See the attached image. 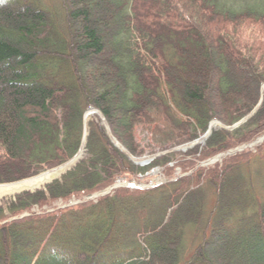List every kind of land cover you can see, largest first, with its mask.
Returning <instances> with one entry per match:
<instances>
[{"label": "trees", "instance_id": "1", "mask_svg": "<svg viewBox=\"0 0 264 264\" xmlns=\"http://www.w3.org/2000/svg\"><path fill=\"white\" fill-rule=\"evenodd\" d=\"M224 1L0 0V183L72 158L89 106L134 155L198 138L214 118L247 116L264 83V32L245 30H264V0ZM263 132L264 101L236 130L214 131L204 157ZM87 149L46 190L0 205V264H264V142L159 187L56 208L174 160L137 168L95 122ZM206 170L217 195L209 210ZM190 232L203 238L191 252Z\"/></svg>", "mask_w": 264, "mask_h": 264}, {"label": "rangeland", "instance_id": "2", "mask_svg": "<svg viewBox=\"0 0 264 264\" xmlns=\"http://www.w3.org/2000/svg\"><path fill=\"white\" fill-rule=\"evenodd\" d=\"M50 1L52 2L50 4L55 6V8H60L61 9L62 0H50ZM230 1L231 0H226V1H224V3L230 4ZM245 31H246L247 34L248 33H250V34H258V33L264 32V30L262 31V28L259 25L250 26ZM83 40L84 39H82V41ZM92 70H94V69L92 68ZM259 98L260 99L257 102L256 106L253 108V110L247 116H245L243 119L238 121L237 123L232 124V125H226L225 123H223L222 121L218 120L217 118H214L210 122L207 131L204 134L200 135V137L195 138V139H193L191 141L185 142L183 144H180L178 146L168 148V150H164L162 152H158V153H154V154L134 155L129 150L125 149L122 146L121 142L113 135L109 123L107 122V120L104 117V115L102 114V112L100 110H98L97 108H94V109H96V112L99 111L101 113V116L100 117H94V118L90 119L88 133L90 134V123L91 122H95V123H98L101 126H105L107 134H108L109 138L111 139L112 143L115 146H117V148H119L120 150L125 149L127 151V152H125V154L136 165L137 168L146 167V166L150 165L152 163V161H154L158 157L162 161L167 160L169 158L170 159L174 158L173 161L167 163L166 165H157V166H155L153 168H150L145 173H139V174L133 175V176L118 177L116 179L115 183L109 186V187H111V186L115 185L116 183L120 182L121 184L124 185V186H122L120 188H123V187H127L126 186L127 182H132V183H136L137 185H140V184L148 185V184L152 183V184L155 185V187H159V186H161L163 184H167V183H169L171 181H176L178 178H184L186 176H190V175L194 174L196 171H199V170H202V169H205V168L206 169H210L212 167H217L218 165L220 166L221 164L223 165L224 159H226L228 156L224 157L221 160H216L214 162H211V163H209L207 165L208 161L213 160L219 154H222V153H225L227 151H230V149H228L226 151L219 152V153L214 154L212 156L204 157L205 150H206L205 147L207 146L209 138L211 137L213 132L216 131V130L234 131L237 128H239L240 126H242L243 124H245L248 120H250L255 114H257V112L261 108V106L263 104V101H264V83L260 87V96H259ZM257 107H259V108L256 109ZM91 109H93V108H91ZM88 111H89V109H86V111L84 113V117H83V119H84V122H83L84 123V127H83L84 131H83V133L84 134H85V131H86L85 116H86ZM225 126H226V128H222V127H225ZM210 130H212V131H210ZM88 133H87V135H88ZM147 133L148 132L146 130H144L143 127H141V126H137L135 128V130H134L135 137L139 141H141L143 144H146L148 142L149 138H150V136L145 137V135ZM263 135H264V132L262 134L258 135L253 141L258 140ZM82 141H83V138H82ZM86 141H87V145H88V136H87ZM263 142H264V139L260 140L255 146H253L251 148H247V149H245L243 151H246L248 149H254V152H255L256 151V147L258 145L262 144ZM81 145H82V142H81ZM87 145H86V152L82 156V159H84V158H86L88 156ZM242 145H244V144L239 145V147H241ZM80 149H81V146H80ZM80 149L78 151V154L76 153L74 156H72V160L75 157H77V160L79 159L77 161L76 165L82 160L79 157ZM243 151L237 152L236 154L242 153ZM236 154H233L231 156H234ZM181 161L185 165H187L188 163H192V162L194 163V165L192 164V166L191 165L181 166V165L178 164ZM64 163H62V164H64ZM74 163L72 162L73 165H74ZM62 164H60V165H62ZM261 164L263 165L264 163H261ZM60 165H56V166L47 168V169H45V170H43V171H41V172H39V173H37L35 175H32L30 177H34V176H37L39 174L46 173L49 170H52V169H54L56 167H59ZM76 165H74L72 167L74 168V167H76ZM251 167H252V169L255 168L253 162L251 163V165L248 168H251ZM169 168H170V170H169ZM263 170H264V167H263ZM205 172L207 173V178L203 177L202 178V183L203 184L205 183V185H206V191L208 193V201H207V204H206V208L209 210L215 204V199H216L217 195H216V190L210 184H208L209 183V179L212 178V175L208 172V170H206ZM206 173H205V175H206ZM62 174L63 173H59V175H57L55 178H52L48 183L45 184V186L44 185L43 186L47 187L49 184H51L55 180H59L60 178L63 177ZM220 178H221V175L218 176V178L216 180H220ZM11 183H14V182H11ZM2 184H4V183H2ZM6 184H8V183H6ZM257 186H258V184H257ZM44 187H42V188L44 189ZM109 187H107V188H109ZM117 189H119V188H117ZM117 189H115V190H117ZM133 189L141 190L140 188H137V187H134ZM104 190H102V191H104ZM142 190H147V189H142ZM102 191H98V192H95V193H99V192H102ZM114 191H112V192H114ZM22 192H25V191H22ZM22 192H20V193H22ZM95 193H93V194H95ZM17 195H19V193L15 194V195H13L11 197H7V198H4V199L0 200V205H4V203L7 200L14 199ZM107 195H109V194H107ZM101 197L102 196H99L98 199L101 198ZM98 199H91L90 198V194H88V195H84L83 194L80 197H72V200L70 202H72L74 204H79V203H81L79 201H82V202H85L87 200L97 201ZM64 204H66V203L61 202V201H58V202L55 203L56 208H61ZM47 210H49V211L52 210V207H50V208L48 207V209L47 208L39 209L38 207H34V209H33L34 212H40V211L44 212V211H47ZM28 213H30V212H28ZM194 238H195V236H194L193 232H190L187 235V243L191 246V248L189 250L190 252L193 251L197 247L196 245L203 239L201 237L200 233H199L198 237L195 240H194ZM193 242H196V243H193ZM193 245H195V246H193Z\"/></svg>", "mask_w": 264, "mask_h": 264}, {"label": "bare ground", "instance_id": "3", "mask_svg": "<svg viewBox=\"0 0 264 264\" xmlns=\"http://www.w3.org/2000/svg\"><path fill=\"white\" fill-rule=\"evenodd\" d=\"M91 108H92V106H89V108H88L89 111L87 112V114L85 116L86 131H85V135H84V138H83V141H82V145H81V149H80V152H79V157H82L85 154V152H86V145H87L86 139H87V133H88V130H89V121H90V119H92L94 117H100L101 116V113L99 111L96 112V109H94V108L91 109ZM122 146L125 149H127L123 144H122ZM238 147H235V148H238ZM235 148H233V149H235ZM230 150H232V148H230ZM122 152H124V151H122ZM230 156H231V154L228 155V157H230ZM59 171L60 170H58V171H55L54 170V171H50V172H47V173H43V174H41L39 176L30 178V179H27V180H23V181H19V182H14V183H8V184L0 185V199H2V198L4 199V198H7V197H11V196L19 193L20 191H22L24 189H31V188H34V187H40V188H42V187L45 186V184H46L47 181H49L53 177L59 175L58 174ZM134 186H136V185H134ZM138 186H139V188L141 190L142 189H151V188H154V185L152 183H150L148 185L140 184ZM92 195H94V194H91L90 197ZM91 199H98V197L91 198Z\"/></svg>", "mask_w": 264, "mask_h": 264}, {"label": "water", "instance_id": "4", "mask_svg": "<svg viewBox=\"0 0 264 264\" xmlns=\"http://www.w3.org/2000/svg\"><path fill=\"white\" fill-rule=\"evenodd\" d=\"M261 104V103H260ZM259 107H257L256 109H258ZM256 112V111H255ZM105 123V122H104ZM222 128H226V126L225 127H222ZM210 131H212V130H210ZM262 139H264V135L261 137V138H259L258 140H256V141H254L253 143H251V144H249V145H247V146H241V147H238V148H235V149H232V150H230V151H228V152H225V153H222V154H219L216 158H214L213 160H211V161H208L207 162V165L209 164V163H211V162H214V161H216V160H221V159H223L224 157H226V156H228L229 154H235V153H237V152H239V151H242V150H244V149H246L247 147H251V146H254V145H256L260 140H262ZM122 151H124V152H127L125 149H122ZM81 159H82V157H80ZM79 160V159H78ZM77 157H75L73 160H72V158L70 159V160H68L67 162H65L64 164H62V165H60L59 167H56V168H54V169H52V170H49L48 172H50V171H58V170H60L59 172H58V174L59 173H63L62 175H64L65 173H67L68 171H70L73 167L72 166H74V165H76V163H77ZM76 161V162H75ZM72 162L74 163V165L72 164ZM47 173V172H46ZM39 175H41V174H39ZM39 175H37V176H39ZM34 177H36V176H34ZM56 177V176H55ZM55 177H53V178H55ZM31 178H33V177H31ZM27 179H30V178H27ZM27 179H23V180H27ZM57 179V178H56ZM23 180H20V181H23ZM50 181V180H49ZM49 181H47L46 183H48ZM16 182H19V181H16ZM0 185H3V184H0ZM134 185H136V184H134V183H127L126 184V186H129V187H136V186H134ZM122 186H124L123 184H121V183H116L115 185H113V186H111V187H109V188H107V189H105L104 191H102V192H99V193H96V194H94V195H92L90 198H96V197H99V196H104V195H107V194H109V193H111L112 191H114L115 189H117V188H120V187H122ZM37 190H40V187H34V188H31V189H24V190H22V191H28V192H36ZM22 191H20V192H22ZM19 192V193H20ZM3 197V196H2ZM3 199V198H2ZM2 199H0V200H2ZM74 203H70L69 205H73Z\"/></svg>", "mask_w": 264, "mask_h": 264}]
</instances>
